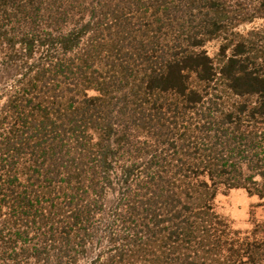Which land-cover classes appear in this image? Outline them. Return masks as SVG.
Returning <instances> with one entry per match:
<instances>
[{"label": "trees", "instance_id": "obj_1", "mask_svg": "<svg viewBox=\"0 0 264 264\" xmlns=\"http://www.w3.org/2000/svg\"><path fill=\"white\" fill-rule=\"evenodd\" d=\"M259 19V0H0V264H264V223L216 210L264 204V28L240 30Z\"/></svg>", "mask_w": 264, "mask_h": 264}, {"label": "rangeland", "instance_id": "obj_2", "mask_svg": "<svg viewBox=\"0 0 264 264\" xmlns=\"http://www.w3.org/2000/svg\"><path fill=\"white\" fill-rule=\"evenodd\" d=\"M254 28H264V19L243 25L240 30L247 32ZM220 44L219 41H213L207 45L206 49L211 57L217 55ZM216 210L229 220L235 230H239L243 234L252 233L257 223H264L263 202L257 196H250L244 189L222 192L217 197Z\"/></svg>", "mask_w": 264, "mask_h": 264}]
</instances>
